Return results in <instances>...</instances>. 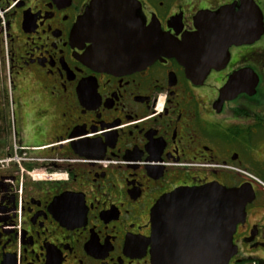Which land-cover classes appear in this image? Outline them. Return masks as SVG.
<instances>
[{
	"label": "flooded vegetation",
	"instance_id": "af4514ba",
	"mask_svg": "<svg viewBox=\"0 0 264 264\" xmlns=\"http://www.w3.org/2000/svg\"><path fill=\"white\" fill-rule=\"evenodd\" d=\"M95 1L0 0V264H153L152 212L178 189L209 186L250 189L227 264H264V0L113 5L110 35L128 47L140 24L177 45L202 15L244 25L252 41L196 50L212 59L188 73L174 57L101 66ZM158 218L160 264L162 248L219 259L224 211Z\"/></svg>",
	"mask_w": 264,
	"mask_h": 264
},
{
	"label": "water",
	"instance_id": "95a60500",
	"mask_svg": "<svg viewBox=\"0 0 264 264\" xmlns=\"http://www.w3.org/2000/svg\"><path fill=\"white\" fill-rule=\"evenodd\" d=\"M114 4H120L118 0H96L93 7L96 8L98 16L93 25L89 28L94 30L97 37L96 44L104 45L108 56H104L98 60L101 66L107 68L131 70L142 69L160 57H174L186 69V72L192 71L194 61H210L212 55L208 53L207 56H202L203 53H195L196 50H203V52L212 51L211 44L227 46L231 44H243L252 40L245 41V35L242 34L243 24L234 20L233 17L223 21L224 13L217 12L210 15H202L200 19L208 21H199L198 32L195 36L186 38L182 43L175 44L173 42L159 37L158 34L153 33L150 29L144 28L140 24V40L132 44L133 47H128L124 42H117L111 37L110 16L107 15L115 7ZM89 14V12H87ZM208 16V17H207ZM208 38V40H204ZM137 45V46H136ZM110 54V55H109ZM139 54V55H138ZM208 59V60H207ZM205 66V65H204ZM203 66V67H204ZM213 66V65H212ZM201 67V68H203ZM207 71V70H206ZM206 73V72H205ZM201 73H194L193 76ZM228 91H238L233 86V79L227 87ZM252 192L248 187H240L237 189H226L223 187L209 186L206 188L196 189H178L171 194L165 196L161 201L160 207H157L151 215V236L148 242L151 244V260L153 264L162 263L159 255L156 254L154 248V241L158 235L159 222L158 213L164 212L167 215H173L176 211H185L190 209L193 205H209V210L224 211L225 219L229 220L225 225V248L220 251L219 259L211 258L212 253L204 251L203 257L199 258V262H206L208 254L209 261L214 263L208 264H227L229 259L234 254L231 248V236L235 229L237 222L244 216V207L251 199ZM219 205V207H217ZM161 206H165V211H161ZM168 252L169 262L167 264H198L192 259L196 253L191 250H160V254L164 255ZM176 253L175 258L170 256V252ZM176 251V252H175Z\"/></svg>",
	"mask_w": 264,
	"mask_h": 264
}]
</instances>
